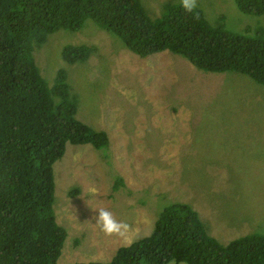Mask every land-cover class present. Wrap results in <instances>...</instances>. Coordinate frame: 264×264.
Segmentation results:
<instances>
[{
	"label": "rangeland",
	"instance_id": "374dc122",
	"mask_svg": "<svg viewBox=\"0 0 264 264\" xmlns=\"http://www.w3.org/2000/svg\"><path fill=\"white\" fill-rule=\"evenodd\" d=\"M137 1L150 20L180 4ZM196 9L230 34L264 30V15L241 13L233 0H198ZM67 45L91 52L67 64L60 57ZM32 58L48 87L63 71L75 119L106 136L100 149L66 143L52 164L51 208L65 232L57 264L107 263L175 202L195 211L222 245L264 234V84L204 72L168 51L140 58L88 18L78 30L46 35ZM100 208L130 226V243L95 227Z\"/></svg>",
	"mask_w": 264,
	"mask_h": 264
},
{
	"label": "trees",
	"instance_id": "16d2710c",
	"mask_svg": "<svg viewBox=\"0 0 264 264\" xmlns=\"http://www.w3.org/2000/svg\"><path fill=\"white\" fill-rule=\"evenodd\" d=\"M241 13L264 15V0H233ZM144 58L168 51L204 72H236L264 84V30L252 36L210 26L196 9L165 6L150 20L137 0H0V264H57L65 232L52 212V164L66 143L100 149L106 136L76 120L63 71L48 87L38 73L34 46L58 29L78 30L84 19ZM89 47L64 46L67 64ZM76 190L69 191V195ZM264 264V234L225 245L207 236L195 211L175 202L151 232L119 247L107 263Z\"/></svg>",
	"mask_w": 264,
	"mask_h": 264
},
{
	"label": "clouds",
	"instance_id": "9594fccd",
	"mask_svg": "<svg viewBox=\"0 0 264 264\" xmlns=\"http://www.w3.org/2000/svg\"><path fill=\"white\" fill-rule=\"evenodd\" d=\"M180 6L186 13L191 14L195 12L198 6V0H180ZM92 191L94 192L95 190L93 189ZM96 212L98 215L93 217L95 227L98 228L104 235L108 237H119L128 243L131 242L128 238L130 226L127 223L118 221L114 217L113 213L107 209L100 208L96 210ZM170 264H176V262L173 260Z\"/></svg>",
	"mask_w": 264,
	"mask_h": 264
}]
</instances>
